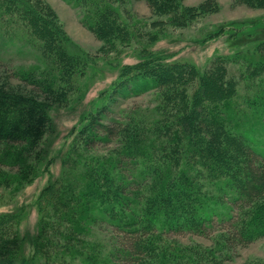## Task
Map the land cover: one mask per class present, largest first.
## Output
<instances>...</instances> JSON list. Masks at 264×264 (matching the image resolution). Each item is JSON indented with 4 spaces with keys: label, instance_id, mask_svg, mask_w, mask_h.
Instances as JSON below:
<instances>
[{
    "label": "trees",
    "instance_id": "obj_1",
    "mask_svg": "<svg viewBox=\"0 0 264 264\" xmlns=\"http://www.w3.org/2000/svg\"><path fill=\"white\" fill-rule=\"evenodd\" d=\"M65 1L84 8L83 22L98 39L134 37L111 0ZM145 1L172 25L182 24L181 0ZM237 1L264 6V0ZM36 2L0 0L2 13L20 20L45 61L39 73L17 68L10 75L31 88L0 84L5 185L46 170L52 104L72 92L90 62ZM215 8L205 0L184 10L193 18ZM141 56L122 67L107 103L88 114L67 145L63 170L39 193L30 257L17 230L20 214H0V264H199L167 234L214 239L227 258L264 237V138L258 137L264 134V39L252 50L218 55L204 69L153 52ZM144 92L155 98L152 113L132 107L107 114L115 95ZM196 256L215 259L209 250Z\"/></svg>",
    "mask_w": 264,
    "mask_h": 264
},
{
    "label": "rangeland",
    "instance_id": "obj_2",
    "mask_svg": "<svg viewBox=\"0 0 264 264\" xmlns=\"http://www.w3.org/2000/svg\"><path fill=\"white\" fill-rule=\"evenodd\" d=\"M31 1L37 3L36 0ZM204 1L181 0L178 11L183 12V22L178 25L177 21L175 26L169 16L154 13L145 0H111L112 7L131 28L134 37L129 42L108 43L98 39L84 24V8L65 0H42L43 8L55 17L71 43L89 56L90 62L84 72L75 77L72 92L65 99L52 104L50 116L53 131L47 137L49 160L46 170L28 182L0 184V214H20L17 230L23 238L27 257L32 255L34 249L38 220L36 199L39 193L48 180L56 178L63 170L62 157L67 145L85 123L88 114L98 111L107 103V93L119 78L123 66L138 63L141 54L148 51L168 61H186L204 69L216 56L232 54L237 50H252V45L264 39V6L250 7L237 0H214L216 10L201 12L193 18L186 15L184 8H197ZM1 9L0 6V84L29 89L31 87L26 88L25 82L15 80L10 75L17 68L37 67L36 73H39L45 67V61L38 43L30 40L25 28L18 25L21 24L20 20L14 15L3 14ZM160 20L163 25L153 27L152 22ZM152 32H155V40L151 38ZM154 99L152 92L127 97L117 94L107 104V114L115 116L119 110L132 107L142 111L150 108L149 113H152ZM261 129H255L256 133H260ZM258 137L263 140L264 134ZM167 235L176 244L174 246H181L185 250L189 248L185 252L186 257L197 258L199 264H264V237L233 249L227 258L225 249L218 250L220 242H214V239L196 235ZM105 237L102 233L99 236L101 239ZM198 250H209L215 259H203L201 256L200 260V256H196ZM194 251L195 254L192 253ZM33 264H40V260Z\"/></svg>",
    "mask_w": 264,
    "mask_h": 264
}]
</instances>
